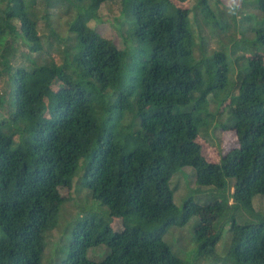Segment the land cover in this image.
Wrapping results in <instances>:
<instances>
[{"label": "trees", "instance_id": "1", "mask_svg": "<svg viewBox=\"0 0 264 264\" xmlns=\"http://www.w3.org/2000/svg\"><path fill=\"white\" fill-rule=\"evenodd\" d=\"M34 1L0 0V65L13 80L6 119L24 123L8 133L0 118V264H41L45 235L64 203L59 189L70 188L79 169L81 185L107 215L77 221L61 264H184L164 236L200 203L187 198L177 213L169 180L185 166L210 189L203 204L216 207L215 225L230 220L232 264H264V219L238 222L236 215H253V198L264 197V0L248 2L261 15L252 40L234 33L228 51L211 52L191 10L171 0H122L131 51L89 25L104 0H43L47 20L56 17L53 9L71 13L65 36L51 34L67 43L62 62L28 58L31 66L12 68V41L43 49ZM198 4L206 22L214 17L207 0ZM226 17L212 24L226 28ZM56 80L63 95L52 88ZM210 97L218 109L227 101L220 125L237 136L219 162L206 160L196 140L217 116ZM115 218L121 230L114 231ZM195 224L196 256L213 257L220 234L202 237ZM99 245L104 255L90 259Z\"/></svg>", "mask_w": 264, "mask_h": 264}, {"label": "rangeland", "instance_id": "2", "mask_svg": "<svg viewBox=\"0 0 264 264\" xmlns=\"http://www.w3.org/2000/svg\"><path fill=\"white\" fill-rule=\"evenodd\" d=\"M171 1L180 8L191 10L189 14L190 18L196 21H193V27L197 33L199 31L205 38L207 42L206 50L208 52L222 47H225L228 51L230 39L234 33L237 39L252 40L256 26L255 21L261 17L258 10L248 3L251 0H243L239 14L235 15L234 23L236 26H234L231 18H229L228 0H207L211 11L214 12V17L208 19V22L204 18L203 11L200 10L199 0ZM34 7L35 10H39L38 30L41 34L43 49L38 52H30L27 50V46L22 42L21 38L12 41V44L16 48L9 57V63L12 68L16 66H31L33 63L28 58H36V61H34L37 65L52 59L57 63L62 62V50H64L67 43L65 45L62 43L58 45L51 34L52 30H55L58 34L65 36L68 28L67 21L71 13L65 14L62 12L65 10L63 8L60 16V12L53 9L49 13L52 15L55 14L56 17L53 16L54 19L52 17V19L49 18L47 20L45 18L46 10L43 0H35ZM57 14L59 15L58 17ZM225 17L229 22V26L226 28L217 29V25L212 24L213 21L225 20ZM124 19L122 0H104L99 8L98 18L92 20L89 25L102 37L112 41L118 48L128 49L129 47V51H131L133 41L128 37ZM121 23L123 24L122 26ZM25 54L27 55L25 56ZM229 59L232 65L231 67L234 68L233 71L231 70L233 73L231 72L229 79L234 82L236 81L237 69L233 57L229 56ZM0 72V118L6 120L3 129L8 133H19L24 123L6 119L11 112V107L8 103L10 98H12L13 80L9 78L8 73H6L2 65H0ZM61 85L60 80H56L52 88L63 95L64 91ZM230 88L232 89V86ZM226 102L218 109L217 101L212 97L209 98L208 108L212 113L217 111V116L214 117V123L206 129V132L199 134L196 139L201 146L203 156L210 162H219L222 155L237 146L235 131L230 129L225 130L220 125L221 122L225 121L223 114H226ZM81 173L82 170L79 169V173H76L72 177L70 188L63 187L59 189L61 196L64 198V203L60 207L56 225L48 230L45 235L46 245L41 256V264H61L62 260L68 255L69 238L72 228L77 225L78 220L93 214L97 216L107 215L106 206L94 199L90 195V191L81 185ZM169 186L173 190V201L179 215L182 213L183 204L187 198L191 197L194 201L200 202L195 206V214L189 221L183 225H171L168 228L164 240L170 246L173 253L180 257L184 264H232L231 259L227 255L232 237L230 220L221 222L216 226V207L212 203L203 204L205 198L210 193V189L198 186L191 166L177 169L169 180ZM252 204L254 208L253 215L240 210L236 213V215H240V217L237 216L238 222L264 219V197L256 195L253 198ZM196 222L199 224L196 231L200 236L205 237L215 235L216 233L220 234L215 245V254L213 257H198L195 254V251L197 252L198 249V242L194 238V226ZM121 226L122 220L120 218L113 219L112 227L114 231L121 230ZM104 247V245H99L89 249L88 257L99 260L104 255Z\"/></svg>", "mask_w": 264, "mask_h": 264}, {"label": "clouds", "instance_id": "3", "mask_svg": "<svg viewBox=\"0 0 264 264\" xmlns=\"http://www.w3.org/2000/svg\"><path fill=\"white\" fill-rule=\"evenodd\" d=\"M243 0H228V11L230 15H238L242 8Z\"/></svg>", "mask_w": 264, "mask_h": 264}]
</instances>
